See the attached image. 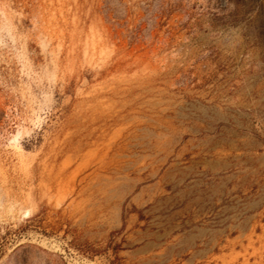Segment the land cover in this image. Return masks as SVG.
Here are the masks:
<instances>
[{
  "label": "rangeland",
  "instance_id": "1",
  "mask_svg": "<svg viewBox=\"0 0 264 264\" xmlns=\"http://www.w3.org/2000/svg\"><path fill=\"white\" fill-rule=\"evenodd\" d=\"M0 264H264V0H0Z\"/></svg>",
  "mask_w": 264,
  "mask_h": 264
}]
</instances>
